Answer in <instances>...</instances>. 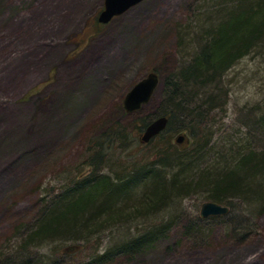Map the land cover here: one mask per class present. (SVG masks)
<instances>
[{"label": "rangeland", "instance_id": "1", "mask_svg": "<svg viewBox=\"0 0 264 264\" xmlns=\"http://www.w3.org/2000/svg\"><path fill=\"white\" fill-rule=\"evenodd\" d=\"M213 1L220 0H143L100 23L104 0H0V257L22 242L45 198L85 173L122 176L148 160L158 168L165 143L141 141L143 129L134 121L141 116L123 112L124 97L150 72L162 86L166 75L194 58H184L194 49L182 45L180 35L190 43L201 39L208 19L214 23L222 15ZM200 89L222 94L199 117L203 132L217 142L206 163L214 164L218 150L264 149V46ZM161 101L159 89L142 105L144 113L155 112ZM117 121L134 137L94 146L92 138ZM167 138L175 144V135ZM188 191L175 199L176 210L200 215L206 192ZM142 193L135 188L130 207ZM254 221L253 233L240 241L219 221L203 234L187 233L185 219L154 247L107 264H264V211ZM127 231L108 227L103 234L107 242ZM88 246L57 253L54 264L85 263L94 251Z\"/></svg>", "mask_w": 264, "mask_h": 264}, {"label": "trees", "instance_id": "2", "mask_svg": "<svg viewBox=\"0 0 264 264\" xmlns=\"http://www.w3.org/2000/svg\"><path fill=\"white\" fill-rule=\"evenodd\" d=\"M214 7H219L214 10L218 9L222 15L215 20L210 17L214 23L208 19V28L202 30L201 39L190 43L183 41L185 34L180 35L182 45L194 49L184 58H194L166 75L162 86L160 81L153 94L161 89L158 109L144 113L142 106L131 112L140 114L134 120L140 129L161 115L169 117L166 129L151 140L165 143L160 147L158 168L148 160L142 169L134 168L122 176L97 171L85 173L49 200H43L22 242L15 249L2 251L0 264H41L45 260L54 264L59 258L57 253L76 252L88 244V247L94 245V251L83 264H107L117 256L135 255L154 247L185 219L190 222L185 226L187 233L203 234L212 221L225 223L240 241L253 233L254 220L264 211V149L243 148L233 155L218 150L214 164L206 163L216 144L205 135L199 119L206 114L201 109L204 100L201 96L207 93L200 88L222 79L237 59L256 48L262 49L264 0H220ZM122 110L130 114L125 108ZM182 132L192 138L185 147L176 143L175 138V144L167 138L168 134L176 137ZM134 135L117 121L91 141L94 146L104 148L106 140L112 144L127 141ZM222 158L230 161V165H222ZM196 168L199 171L194 173ZM193 186L206 192V200L228 205L229 212L209 217L177 212L175 199L183 200ZM137 187L143 188L141 199L130 207V198ZM154 219L159 220L150 223ZM108 227H127L128 231L106 242L103 230ZM47 246H52L50 251H43Z\"/></svg>", "mask_w": 264, "mask_h": 264}, {"label": "water", "instance_id": "3", "mask_svg": "<svg viewBox=\"0 0 264 264\" xmlns=\"http://www.w3.org/2000/svg\"><path fill=\"white\" fill-rule=\"evenodd\" d=\"M143 0H104V7L98 15V20L101 23L110 22L115 16L127 11L132 6L140 3ZM159 75L156 72H150L146 77L135 83L124 97V108L128 112H134L147 103L154 94L159 85ZM169 117L161 115L153 119L142 131L141 140L145 143L150 142L154 137L164 131L168 125ZM188 141V136L185 132L179 133L175 137V142L180 146ZM230 208L228 205L219 203L213 200H206L201 205V215L208 217L210 215L227 214ZM73 247H69L72 250Z\"/></svg>", "mask_w": 264, "mask_h": 264}, {"label": "bare ground", "instance_id": "4", "mask_svg": "<svg viewBox=\"0 0 264 264\" xmlns=\"http://www.w3.org/2000/svg\"><path fill=\"white\" fill-rule=\"evenodd\" d=\"M207 93H208V95L201 96L202 99L204 98V100L202 101L203 105L201 106V109L203 111H205L209 106H211L213 101L217 100L218 97L222 96V94L219 91H216L215 89H212L211 92L207 91ZM204 133H205L206 136H208V137H210L212 139V142L214 144H217V142L213 140L214 138H213V134L211 132H208V130H207ZM200 215H201V212H200Z\"/></svg>", "mask_w": 264, "mask_h": 264}]
</instances>
